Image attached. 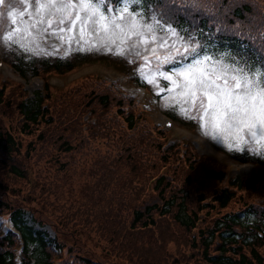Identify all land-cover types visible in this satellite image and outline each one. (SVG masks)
I'll return each mask as SVG.
<instances>
[{
  "label": "trees",
  "instance_id": "trees-1",
  "mask_svg": "<svg viewBox=\"0 0 264 264\" xmlns=\"http://www.w3.org/2000/svg\"><path fill=\"white\" fill-rule=\"evenodd\" d=\"M141 5L164 14L181 47L264 70V0ZM78 58L11 59L27 76L70 69ZM103 79L72 85L56 100L46 77L32 93L0 82V162L21 180L0 173V212L12 221L6 228L0 221V264H264V170L227 174L191 141L169 137L134 94ZM81 104L90 108L86 117ZM234 155L264 164L258 155ZM34 172L35 188L19 197L22 178L32 181Z\"/></svg>",
  "mask_w": 264,
  "mask_h": 264
},
{
  "label": "rangeland",
  "instance_id": "rangeland-1",
  "mask_svg": "<svg viewBox=\"0 0 264 264\" xmlns=\"http://www.w3.org/2000/svg\"><path fill=\"white\" fill-rule=\"evenodd\" d=\"M141 1L142 0H138L135 4L130 3V11L133 12V14L140 13V15L137 16V20L140 21L141 27H143L144 24H152V17L155 15L148 13L146 9L142 7ZM13 2L14 0H5L4 4H0V58L6 57L9 61L4 59L0 64V82L5 79L20 82L24 84L28 93H30L34 87H41L44 77H46L52 86V94L55 98L54 100H56L61 92L68 90L72 85L83 84V86L86 87L93 85L98 86L100 82H103V77H118L127 89L132 90L146 100L150 106L146 112L152 121L156 122L158 119L166 122V118L169 116L167 113L175 116L173 118V123L170 125L172 129H167V135L174 133L187 136L186 139L192 142L199 153L202 154V157L207 156L212 159L211 161L216 165L223 164L227 174H239L241 176L251 177L255 175L257 170H264V166L259 165V163L242 161L230 155V151L234 154L240 151L250 155L264 157V141L257 144L255 141L250 140L247 133H245V140L247 142L241 144L240 149L237 150L235 147L236 141L233 137L229 136L227 133L219 135L211 133L207 123L208 117L205 116L204 120H201L199 117L202 113H196L194 109L190 108V105L184 103V97L181 95L182 89L174 85L172 80L165 79V75H172V79L177 81V84L181 83L183 78L175 74L176 69L183 67L187 63H191L193 56H197L199 59H203L205 56L209 57L210 59L205 61L204 67H211L213 64L217 66H219V64L232 65L233 61H235L237 67H243L246 71L253 68L240 65L236 58L222 52L211 53L199 51L193 53L191 57L187 59L182 57L177 58V49L180 50V54H185L187 53L184 51L185 47H181L182 43L179 37H177V32H168L167 29L171 28L169 24L163 22L156 16L155 17L160 20V23L164 25L166 31L154 28L153 32L148 33L145 30L144 35L147 37V43H138V38L132 36L130 39H125L124 43L121 44L120 40L124 39V37H118L115 43H111L109 40L100 39L99 34L94 32L91 28H88L84 38L80 39L79 25H77L73 31H65L63 33H60L56 29L43 32L40 26L32 28V24L36 19L35 15H28V13H33V8L31 7L32 0H27L26 4L16 7L14 17L17 23L13 24L12 19L7 17V12L11 10L8 5ZM124 3L125 0H121L119 4L114 5V8H112V6L108 8L115 10L120 8ZM25 8L27 12L21 17L19 13L24 11ZM109 15H117V13L113 11L109 13ZM60 27L65 26L61 25ZM14 29L19 30L14 39L17 38L20 33H23L24 39L21 43L25 44L31 51H26L18 43H12L3 39L8 31ZM54 31L55 34H53ZM153 36L156 37L155 40L152 39ZM69 37H71V39H69ZM134 43L136 47L132 48V44ZM161 44H164V46L160 47ZM109 48H111V51L108 50ZM118 48L123 49V55L118 54ZM153 49H155V54H153ZM12 50H14V52L11 53ZM8 52L12 55L8 54ZM54 53H59L64 56L77 53L78 57L81 58H78L75 62L76 64L78 63V65L70 69L61 72L49 71L44 73V77L40 78L35 76L27 78L21 77L10 63V60L12 61L11 58L19 55L34 58L37 54H40V56H49ZM137 53H139V55H137ZM145 56L148 57L147 61L143 59ZM169 57L175 58L171 59ZM166 58H169L167 62ZM229 71H231V68ZM161 73L165 75H161ZM148 80H152L153 82L149 83ZM147 86L150 88L151 94L148 92ZM81 107V113L84 117L88 116L90 108H87L85 105ZM182 109L188 110L185 111ZM193 116L196 118H192ZM138 118L142 122L154 124L150 120H144V116L142 115H139ZM229 144H232L233 147L229 148ZM24 150L25 148L22 154L26 156ZM202 157L199 156V158ZM159 163H161V161ZM25 166H28V169L30 167L32 168L31 164ZM170 166L172 165L170 164ZM29 172L31 173L30 169ZM0 173L8 175L15 181H21L1 162ZM32 179L31 181L30 176L22 178V182L25 186L22 188L23 193L19 194L18 192L19 197H26L27 192L35 188V172ZM74 179L76 180V178ZM8 214L7 210L0 212V218L5 220L9 217ZM25 216L33 223L29 211L25 212ZM34 224L37 227L48 229L49 234L53 235V229L49 224H41L38 221H35Z\"/></svg>",
  "mask_w": 264,
  "mask_h": 264
},
{
  "label": "snow or ice",
  "instance_id": "snow-or-ice-1",
  "mask_svg": "<svg viewBox=\"0 0 264 264\" xmlns=\"http://www.w3.org/2000/svg\"><path fill=\"white\" fill-rule=\"evenodd\" d=\"M138 0H125V3L118 9H109L104 0H32L31 7L36 19L32 28L41 27L43 32L56 29L60 33L71 32L79 25L80 39H83L88 28L99 34L100 39L109 40L115 43L118 37L123 44L125 39L132 36L138 38V43H147L145 30L153 32L154 28L166 31L164 25L155 16L152 17V24H144L141 27L137 16L130 11V3L135 4ZM5 0H0L4 4ZM27 0H14L8 7L7 17L16 24L14 17L16 7L26 4ZM115 11L117 15H109ZM27 9L21 11L19 15L23 17ZM161 14L160 19H163ZM64 25L65 27H60ZM168 32L174 31L167 29ZM18 29L8 31L3 37L5 41L18 43L26 51H31L21 41L24 39L23 33L14 39ZM55 34V31L53 32ZM179 34L177 33V36ZM63 38V37H61ZM71 39V37H69ZM156 39L155 36L152 37ZM161 44L160 47H163ZM136 44H132L135 48ZM111 51V48L108 49ZM179 49L177 53L179 54ZM185 52L196 53L197 48H185ZM118 54L123 55L122 48L117 49ZM155 54V49H153ZM139 55V53H137ZM174 59L175 57H169ZM169 58H166V62ZM147 61L148 57H143ZM210 58L205 56L203 59L192 57V62L176 69V75L182 77L181 83L172 79V75H165V79L172 80L173 84L182 89L181 95L184 103L190 105L196 113H202L200 119L204 120L207 116V123L211 133H227L236 141L235 147L240 149L241 144L246 143L245 133L250 140L260 144L264 141V70L248 69L237 67L235 61L232 65L213 64L211 67H204L205 61ZM231 68V71L229 69ZM147 78V77H146ZM152 83V80H148ZM187 111L188 109H182ZM192 118H196L193 116ZM229 148L233 145L229 144Z\"/></svg>",
  "mask_w": 264,
  "mask_h": 264
}]
</instances>
